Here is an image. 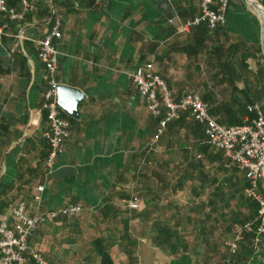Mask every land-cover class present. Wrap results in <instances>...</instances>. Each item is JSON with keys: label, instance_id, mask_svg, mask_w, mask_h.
I'll use <instances>...</instances> for the list:
<instances>
[{"label": "crops", "instance_id": "crops-1", "mask_svg": "<svg viewBox=\"0 0 264 264\" xmlns=\"http://www.w3.org/2000/svg\"><path fill=\"white\" fill-rule=\"evenodd\" d=\"M200 1L38 0L23 22L0 15L7 54L0 58V222L21 201L33 207L38 195L44 212L84 209L81 219L60 218L31 238L47 264H102V248L114 264H178L162 244L164 216H221V206L222 216L252 215L244 175L207 143L203 126L183 113L155 143L160 119L132 83L152 63L176 100L198 95L225 128L249 124L251 106L264 111V0H231L223 26L185 31ZM8 6L23 11L21 0ZM54 20L63 34L56 81L85 95L78 119L60 111L70 139L53 172L74 170L61 180L45 168L48 82L38 59ZM134 199L142 211L127 209ZM178 252L190 258L200 250Z\"/></svg>", "mask_w": 264, "mask_h": 264}, {"label": "built area", "instance_id": "built-area-1", "mask_svg": "<svg viewBox=\"0 0 264 264\" xmlns=\"http://www.w3.org/2000/svg\"><path fill=\"white\" fill-rule=\"evenodd\" d=\"M99 5L103 0H94ZM38 0H21L23 11L15 12L9 8L8 0H0V15L10 21L23 22L27 14L37 10ZM231 0H201L200 15L187 22L184 30L204 25L215 31L226 23V16ZM5 35V26L0 24V39ZM62 24L54 20L45 37L39 42L38 59L43 65L48 82L44 94L42 110L47 117V132L44 138L50 153L45 168L51 174L58 157L64 153L66 142L70 139V122L62 117L56 104L59 84L56 74L59 68V54L56 42L62 39ZM132 83L138 94L147 102L150 114L160 119V126L154 142H158L169 123L180 118L181 114L189 115L204 128L207 143L224 154L225 158L245 177L248 187L247 198L258 204L256 223L257 233H264V111L254 105L248 111L254 115L249 124L233 128L219 125L209 113V108L198 95L190 94L176 100L174 93L166 82L156 73L154 65L148 64L139 68L132 75ZM44 187L37 188L42 194ZM34 205L21 201L9 212V219L0 222V264H47L42 253L30 246V240L42 226L60 218L81 219L84 209L79 205H68L54 211L41 210V196L33 198ZM1 206V205H0ZM127 209L140 212L144 204L140 199L126 203ZM252 224L245 226L250 231ZM241 240L239 233L236 244L230 246L231 254L237 252V242Z\"/></svg>", "mask_w": 264, "mask_h": 264}, {"label": "rangeland", "instance_id": "rangeland-1", "mask_svg": "<svg viewBox=\"0 0 264 264\" xmlns=\"http://www.w3.org/2000/svg\"><path fill=\"white\" fill-rule=\"evenodd\" d=\"M163 218L164 227L168 228L167 225L171 223L172 233L177 238H181L182 244L179 247H194L197 251L200 250V253H189L192 260L186 259L184 264H200L207 257L209 264H225V258L229 260L230 246L236 244V238L241 231L240 226L231 221L230 215L222 216V206L221 216L214 214L211 220L208 216H164ZM174 240L173 242H176Z\"/></svg>", "mask_w": 264, "mask_h": 264}, {"label": "trees", "instance_id": "trees-1", "mask_svg": "<svg viewBox=\"0 0 264 264\" xmlns=\"http://www.w3.org/2000/svg\"><path fill=\"white\" fill-rule=\"evenodd\" d=\"M3 201H0V208L3 206ZM255 203V202H254ZM256 203L251 205L252 215L250 216H230L231 221L234 224L240 226L241 240L237 242V252L235 254L229 253L228 257L225 258V264H251L252 261L257 262L260 260L259 264H262L261 261H264V233L259 235L257 229L259 224L256 223L258 207L256 208ZM191 217H189L190 219ZM212 216H208V219L211 220ZM191 220V219H190ZM196 222V220H195ZM252 224L250 231L245 230V226ZM197 227V224H194ZM239 234V233H238ZM163 240L162 244L169 246L171 248V254L173 256H179L176 261L178 264H184V260L190 259L187 257L186 253L179 254L178 249L179 245L182 244L181 238H177L174 233H172L170 228L164 227L162 229ZM175 239V240H174ZM176 241V242H173ZM186 247V246H182ZM102 259V264H114L111 256L106 250H98ZM180 259V260H179ZM209 261V259H208ZM191 262V261H190ZM190 264V263H189ZM206 264V263H204Z\"/></svg>", "mask_w": 264, "mask_h": 264}, {"label": "water", "instance_id": "water-1", "mask_svg": "<svg viewBox=\"0 0 264 264\" xmlns=\"http://www.w3.org/2000/svg\"><path fill=\"white\" fill-rule=\"evenodd\" d=\"M6 52L0 47V58L6 56ZM2 67L0 66V71ZM85 100V95L77 89L68 86H59L57 90L56 104L58 109L71 119L79 118V106ZM74 170L72 168H61L52 173L57 180L70 178Z\"/></svg>", "mask_w": 264, "mask_h": 264}]
</instances>
